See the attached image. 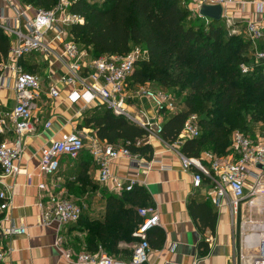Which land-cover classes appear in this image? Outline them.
I'll list each match as a JSON object with an SVG mask.
<instances>
[{"label": "crops", "instance_id": "0c3cea01", "mask_svg": "<svg viewBox=\"0 0 264 264\" xmlns=\"http://www.w3.org/2000/svg\"><path fill=\"white\" fill-rule=\"evenodd\" d=\"M239 1L231 10L235 23L242 22L245 27L247 21H264V0ZM23 6L25 5L22 1L19 7ZM33 13L34 10L28 11L30 17ZM13 16L14 10L6 3H0V22ZM235 29L238 30L237 25ZM52 36L51 33L48 35L47 42L56 52L61 53L63 46L51 41ZM3 61L9 65L15 64V60L8 57ZM16 63L22 70L32 72L39 78L41 91L33 110L34 128L21 136L23 152L17 161L21 172L5 178V183L10 186V204L5 210V224L23 225L26 234L3 239L0 250L10 248L11 252L0 260V264H74L66 260L56 245L57 236L60 235L63 240L61 249H71L73 253L87 251L89 226L104 218L106 198L109 195L120 196L127 191L118 192L111 178L105 182L99 181L98 166L89 150L90 139L97 136L93 128L84 125V113L98 104L85 105L82 99L74 102L68 99L74 87L59 82L64 71L59 59L54 54L38 50L23 55ZM0 75L1 118L15 104V95L11 69L5 68ZM50 86L58 89V97L49 95ZM130 101V112H137ZM148 102L153 106L151 101ZM184 108L182 104L177 111ZM103 110L104 108L98 107L95 112ZM170 111L163 110L158 113L155 108L151 118L153 123L163 124L174 113ZM46 122H50L49 127H45ZM72 131H78L84 140V148L79 156L71 159L63 155L56 172L50 175L41 173V149L62 134ZM1 136L2 141L16 138L12 131H6ZM186 139L190 138L178 135L175 142L168 143L159 135H154L146 141L152 147L150 158L146 159L131 152L134 155L132 158H120L110 164L113 177L125 183L135 180L133 187H143L149 195L148 204L145 206H154L158 211L159 225L149 229L147 233L150 251L143 264H250L251 257L260 255L262 250L263 211L260 207L253 211L252 204L246 206L242 201L234 212L229 204V193L224 197L221 206H215L212 202L214 191L206 178L200 187L194 188L192 173L182 169L179 158L180 147ZM207 152H210L209 149L203 150L200 156L205 167H209L211 162L205 154ZM232 156L234 159L238 158L236 154ZM147 162L152 165L149 169L145 168ZM39 183L45 185V190L38 188ZM48 192L78 205L81 208L79 220L64 225H59L57 221L42 224L39 203L47 200ZM192 199L194 203L209 205L211 210L195 206L192 215L189 210ZM254 212L262 216L253 218ZM213 213H216V217H213ZM213 218L214 232L210 227H204V222L210 224ZM249 226L251 227L248 228ZM249 237L251 241L255 237L258 239V245L254 248L249 246L252 243L248 240ZM137 243L138 238L134 236L130 240L120 239L115 251L109 254L117 260L116 264H129L132 250ZM205 243L208 244L207 250Z\"/></svg>", "mask_w": 264, "mask_h": 264}, {"label": "built area", "instance_id": "2783aa9c", "mask_svg": "<svg viewBox=\"0 0 264 264\" xmlns=\"http://www.w3.org/2000/svg\"><path fill=\"white\" fill-rule=\"evenodd\" d=\"M178 1L188 10L189 18L202 17L199 11L203 5H220L222 7L221 19L230 30L237 32L231 10L234 4L240 3L239 0H191L190 4L186 0ZM2 2L14 10V16L11 19H3L0 22V28L10 39L11 48L8 59L15 60L13 62L15 64L9 65L2 61L0 71L8 67L13 73L15 104L0 118V135L6 131H12L16 138L0 142V212L3 214L0 216V245L6 237L26 234V228L23 225L5 224L7 220L5 210L10 204V186L5 183V178L21 172L17 164L23 152L21 136L34 128L33 110L35 100L38 99L41 91L39 78L32 72L22 70L16 63L19 58L38 50L54 54L64 67L59 82L74 87L68 95V99L71 102L82 99L85 105H104L115 115H123L147 128L149 135L147 138L137 140L135 142L137 146L146 143L149 137L159 135L162 124L153 123L150 121L153 119H149L147 116L146 121L132 116L129 100L143 97L155 105L158 113L175 108V102L171 95L160 89H152L147 85L137 86L133 90L127 88V79L133 73L136 63L147 58V51L142 47L134 46L124 54H104L92 57L86 49L72 40L68 27L74 23L83 22L82 17L69 10L74 0H57V3L50 9H36L31 5L21 8L19 6L22 4V0H0V3ZM30 10H34L31 17L28 14ZM244 32L251 43L253 58L250 64H240L241 72L246 74L251 72L255 65L264 64V48L257 43V40L262 39V44H264V21H247ZM50 33L53 35L51 41L63 46L61 53L56 52L47 42ZM48 93L53 98L59 96V91L55 86H50ZM49 125L50 122L45 123V127H49ZM198 135V117L195 114H190L185 120L179 136L195 138ZM90 140L89 150L98 166L99 181L105 182L111 178L118 192L132 190L136 184L135 180H130L127 183L121 182L113 177L110 171L112 161L134 156L126 146L127 144H111L95 136ZM231 141V154L218 156L212 152L205 153L211 159L209 167H205L200 158L188 157L182 153H179V158L182 169L191 171L194 188L200 187L204 178L208 179L214 191L212 197L214 205L221 206L224 197L229 193L231 197L229 204L236 212L238 205L249 196L264 195V138L259 136L251 138L241 131H234ZM83 148L84 140L78 131L62 134L41 149L40 172L48 175L53 174L59 168L61 156L65 155L76 159ZM234 154L237 155V159L233 158ZM151 167V162H147L145 168ZM249 184L251 185L249 186ZM38 188L45 190V185L39 183ZM46 196L47 200L39 203L42 224L57 221L59 225H64L79 220L81 208L78 205L51 192H48ZM252 203L253 200L249 202V204ZM137 214L141 222L133 236L138 238V243L134 245L129 264L146 262L150 251L147 233L149 229L159 225L156 207H138ZM62 241V237L58 235L56 245L66 260L71 263L116 264L117 262L100 245L93 252L87 250L73 253L71 249H61ZM256 245H258V239L250 243L249 246L254 248ZM261 247L260 255H253L250 264H264V241L261 242ZM9 252H11L10 248L1 249L0 260Z\"/></svg>", "mask_w": 264, "mask_h": 264}, {"label": "trees", "instance_id": "16d2710c", "mask_svg": "<svg viewBox=\"0 0 264 264\" xmlns=\"http://www.w3.org/2000/svg\"><path fill=\"white\" fill-rule=\"evenodd\" d=\"M22 1L36 9H50L57 3ZM69 10L83 18L82 23L68 27L69 35L92 57L124 54L134 46L147 51V58L136 63L127 79L130 90L148 82L161 89H177L185 108L171 114L159 136L165 142H175L185 120L195 114L199 135L184 141L182 154L200 158L202 151L209 149L215 155H227L234 130L252 138L253 134H248L249 121L264 122V64L255 65L246 74L240 69L241 63L253 61L248 39L225 36L221 25L213 21L206 29L201 28L195 19H188V10L178 0H74ZM10 48V40L0 28V63L8 57ZM98 107L104 110L95 112ZM92 110L84 113V125L93 128L99 139L127 144L132 153L150 158V144H135L147 138V128L115 115L104 105L98 104ZM148 200V193L140 186L120 196L109 195L104 218L89 226L87 250L93 252L102 245L113 253L120 239H132L141 222L137 209L147 205ZM194 202L192 199L189 203L192 215L195 206L211 210L205 203ZM214 224L215 218L210 224L204 222V227L214 232Z\"/></svg>", "mask_w": 264, "mask_h": 264}, {"label": "rangeland", "instance_id": "374dc122", "mask_svg": "<svg viewBox=\"0 0 264 264\" xmlns=\"http://www.w3.org/2000/svg\"><path fill=\"white\" fill-rule=\"evenodd\" d=\"M186 2L188 4H190L191 0H186ZM188 19H191V20H194L195 19V21H194L195 24L199 25L203 29H206L209 26V23L212 22L211 20H205L203 17H193V18L192 17L191 18L188 17ZM214 22L221 25L222 32H223V34L225 36H240L244 40L247 39V36L244 33V24L242 22L235 23V25H237V27H238L237 32H233L232 30H230L226 26V24H225V22H224L223 19H220L218 21H213V23ZM262 42H263L262 39L257 40V43L259 45H261ZM147 86L150 87V88H152V89H160V90H162L164 92H167L168 94L171 95V97L174 99V102H175V108H174L173 111H170V113L177 111L180 108V106H182V104H183L182 103V98L179 97V95H178L179 92L177 91V89H161L154 82H148L147 83ZM133 89H135V88H132V90ZM182 95H186V92L185 91H182ZM179 99H181V100H179ZM130 100H131L130 101V104L132 106H134V108H136L135 110L137 111V112H130V114L132 116H138V117H140L144 121H146V116L149 119H151L154 116L155 106H154L153 103H152L153 104V106H152L148 102V100L145 99V98H143V97H137L135 99H130ZM141 111H144L145 113H141ZM261 113H263V116H264V111H262ZM141 114H144V115H141ZM150 121H153V120H150ZM249 126H250V132L248 134H250V135L253 134V137L252 138H255L256 136H259L260 138H264V122H261V121H252L251 120V121H249ZM234 131H239V130L237 129V130H234ZM231 145H232V141H231ZM231 145L228 147V151H230ZM250 185L251 184H249V186ZM252 200H253L252 206L254 207L253 208V211L257 210L260 207L259 209L262 208L261 211H263V213H264V210H263L264 209V195H262V196H249L246 200L243 201L242 204H244L246 206H249V202L252 201ZM256 212H254L252 214V217L253 218H256V217L259 218V217L262 216V214H259V213H256ZM238 221H240V219H238ZM250 227L251 226H249L248 228H250ZM248 228H247V230L249 231Z\"/></svg>", "mask_w": 264, "mask_h": 264}, {"label": "water", "instance_id": "95a60500", "mask_svg": "<svg viewBox=\"0 0 264 264\" xmlns=\"http://www.w3.org/2000/svg\"><path fill=\"white\" fill-rule=\"evenodd\" d=\"M221 13H222V7L220 5H203L199 11L200 16L209 19L211 21L220 20Z\"/></svg>", "mask_w": 264, "mask_h": 264}, {"label": "bare ground", "instance_id": "6f19581e", "mask_svg": "<svg viewBox=\"0 0 264 264\" xmlns=\"http://www.w3.org/2000/svg\"><path fill=\"white\" fill-rule=\"evenodd\" d=\"M249 240L251 241L250 237H249ZM255 240H256V237H255V239H253L251 242H253V241H255Z\"/></svg>", "mask_w": 264, "mask_h": 264}]
</instances>
